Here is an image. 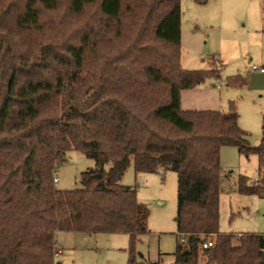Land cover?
I'll list each match as a JSON object with an SVG mask.
<instances>
[{
	"label": "trees",
	"instance_id": "1",
	"mask_svg": "<svg viewBox=\"0 0 264 264\" xmlns=\"http://www.w3.org/2000/svg\"><path fill=\"white\" fill-rule=\"evenodd\" d=\"M181 15V0H0V264H57L58 232L128 234L136 264L149 210L121 183L131 164L178 175L170 264H264V234L219 221L221 148L257 155L258 179L239 174L236 190L263 197L264 138L248 140L233 101L182 108L183 90L220 72L182 67ZM70 150L95 167L59 189Z\"/></svg>",
	"mask_w": 264,
	"mask_h": 264
},
{
	"label": "rangeland",
	"instance_id": "2",
	"mask_svg": "<svg viewBox=\"0 0 264 264\" xmlns=\"http://www.w3.org/2000/svg\"><path fill=\"white\" fill-rule=\"evenodd\" d=\"M181 8L182 67L189 70L207 69L213 61L220 72L216 60H220L222 66L226 64L219 79L224 104L222 109L217 110L227 111L230 102L233 101L240 114L239 124L247 132L248 140L253 145L259 144L264 138V76L258 72L254 75L256 71L251 70L249 66L261 64L259 55L262 44L260 47L256 31L247 32L256 26V17L250 13L246 29L238 28V32L245 33L240 35L248 38L246 44H240L241 40L231 45L226 44L220 55L218 49L221 44L209 31L210 25L203 10L205 7L203 8L196 0H181ZM89 9L96 10V7L91 6ZM239 74L243 76L246 84L228 85L229 79ZM216 81V77H211L203 84L212 86ZM109 166L108 164L107 168ZM94 167L93 159L81 151L70 150L66 154V160L55 172V176L59 178L55 185L64 190L80 188L81 173ZM239 174H244L253 181L258 179L257 155L247 157L234 146L222 147L220 231L233 234H264V196L237 192L236 182ZM121 183L135 188L138 201L145 204L149 210L147 231L138 235L136 264L174 262L178 233L177 173L162 169L157 173L136 175L131 164L123 175ZM56 245L57 249H62V252L55 257L57 264L129 263L130 237L125 233L58 232Z\"/></svg>",
	"mask_w": 264,
	"mask_h": 264
},
{
	"label": "crops",
	"instance_id": "3",
	"mask_svg": "<svg viewBox=\"0 0 264 264\" xmlns=\"http://www.w3.org/2000/svg\"><path fill=\"white\" fill-rule=\"evenodd\" d=\"M202 6L203 8L205 7V9L203 10L207 16L206 21L210 25L209 31L211 35L214 34V36H216V41L221 44V47L218 49V53L220 55H222L223 47L226 44L231 45L234 42L240 40L242 41V43L240 44H246L248 38H245V35H240L245 33L238 32V28L243 27L244 29H246V26L248 24L247 18L249 14L252 13V15L256 17V26L249 29L247 32H251L254 30L256 31L255 34H258L260 47L262 44L259 58L261 60V64H264V62H262L264 60V0H207L206 3L202 4ZM222 58L223 57H221V59ZM216 61L221 67V73L226 64L222 66L220 60ZM257 72L258 74L264 76V72L260 71H256L254 75H256ZM239 76L243 77L240 74ZM216 78L220 79L221 75ZM217 82L218 81H216V84ZM216 84H212V86H205L202 83L194 88L183 90L181 93L182 108L184 110L222 109V106L224 104L221 91L222 87L218 88L216 87ZM60 250L62 252V249ZM58 254L59 253H57L56 256Z\"/></svg>",
	"mask_w": 264,
	"mask_h": 264
},
{
	"label": "built area",
	"instance_id": "4",
	"mask_svg": "<svg viewBox=\"0 0 264 264\" xmlns=\"http://www.w3.org/2000/svg\"><path fill=\"white\" fill-rule=\"evenodd\" d=\"M217 67H218V69L221 68L218 63H217ZM250 67H251V70H253V71L264 72V64H252V65H250ZM217 81H218V83H217L216 86L218 88H221L222 85L220 84L221 83L220 80L218 79ZM54 180H55V183H56L58 181V177H56ZM182 240H184V239L182 238ZM212 245H213V241L212 240H207V241H205V243H203V247L204 248L211 247ZM59 252H61V250L60 249H57L56 254L59 253Z\"/></svg>",
	"mask_w": 264,
	"mask_h": 264
}]
</instances>
